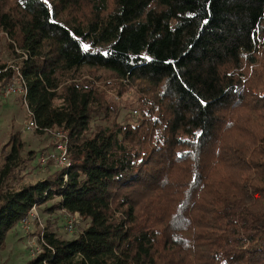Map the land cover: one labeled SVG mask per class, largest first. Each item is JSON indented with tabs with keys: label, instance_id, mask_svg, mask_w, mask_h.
<instances>
[{
	"label": "trees",
	"instance_id": "obj_1",
	"mask_svg": "<svg viewBox=\"0 0 264 264\" xmlns=\"http://www.w3.org/2000/svg\"><path fill=\"white\" fill-rule=\"evenodd\" d=\"M0 33L36 130L62 129L70 162L23 182L8 135L0 251L57 197L87 226H46L26 264H264V0H0ZM127 86L140 111L119 123L109 94Z\"/></svg>",
	"mask_w": 264,
	"mask_h": 264
},
{
	"label": "rangeland",
	"instance_id": "obj_2",
	"mask_svg": "<svg viewBox=\"0 0 264 264\" xmlns=\"http://www.w3.org/2000/svg\"><path fill=\"white\" fill-rule=\"evenodd\" d=\"M15 60L6 47L5 40L0 37V63L5 64V66H14ZM4 87L5 85L0 88V148L6 143L11 132L19 131L24 142L22 157L25 165L19 173V175H22V181L33 183L44 179L57 169L51 157L56 151L57 143H55L49 131L40 133L36 129L27 128L29 121L27 107L19 95H4ZM136 97L135 90L129 86H127L122 96L109 94V99L117 104L116 120L119 123L136 120L140 111ZM133 111H136V113ZM92 121L94 123H104L97 118H93ZM41 157H47L44 164H41ZM56 202L57 197H53L36 205L32 214L27 217L26 223L19 222L7 232L5 248L0 251V263L26 264L40 251L39 234L46 226L63 239H73L87 226L88 221L81 219L79 216L74 217L64 210L52 209ZM67 219H73L71 230L66 228Z\"/></svg>",
	"mask_w": 264,
	"mask_h": 264
},
{
	"label": "built area",
	"instance_id": "obj_3",
	"mask_svg": "<svg viewBox=\"0 0 264 264\" xmlns=\"http://www.w3.org/2000/svg\"><path fill=\"white\" fill-rule=\"evenodd\" d=\"M8 68L13 69L14 73L11 76L10 80L5 84L4 87V95H19L21 100L24 102L25 106V94H26V86L25 82L20 75V72L18 69L14 66H5L4 68H0V73L6 71ZM27 109V108H26ZM136 113V111H133ZM27 114L29 116V121L27 128L34 130L37 129V125L35 121L30 117V111L27 109ZM51 133L52 138L55 140V143H57L55 147V153L51 155L52 161L56 168L63 169L64 171L70 166V162L67 156V141H66V134L62 129H50L48 130ZM41 164H44L47 160V157H41ZM67 176L66 174H63V180L66 181ZM35 206H33L27 216L20 221V223H26L27 217H29L32 214V211H34ZM74 217H78L76 213L72 214ZM66 228L71 230L73 228V219H67Z\"/></svg>",
	"mask_w": 264,
	"mask_h": 264
},
{
	"label": "snow or ice",
	"instance_id": "obj_4",
	"mask_svg": "<svg viewBox=\"0 0 264 264\" xmlns=\"http://www.w3.org/2000/svg\"><path fill=\"white\" fill-rule=\"evenodd\" d=\"M45 3H47V0H45ZM84 50H85V51L88 50V45H84ZM201 103H204V101H201Z\"/></svg>",
	"mask_w": 264,
	"mask_h": 264
}]
</instances>
